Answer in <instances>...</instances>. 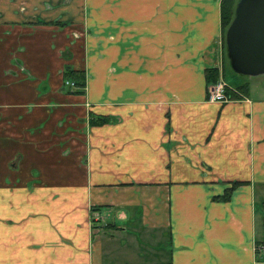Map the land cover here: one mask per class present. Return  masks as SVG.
I'll use <instances>...</instances> for the list:
<instances>
[{
  "label": "crops",
  "instance_id": "obj_1",
  "mask_svg": "<svg viewBox=\"0 0 264 264\" xmlns=\"http://www.w3.org/2000/svg\"><path fill=\"white\" fill-rule=\"evenodd\" d=\"M222 1L0 0V264H264V91L208 100Z\"/></svg>",
  "mask_w": 264,
  "mask_h": 264
},
{
  "label": "water",
  "instance_id": "obj_2",
  "mask_svg": "<svg viewBox=\"0 0 264 264\" xmlns=\"http://www.w3.org/2000/svg\"><path fill=\"white\" fill-rule=\"evenodd\" d=\"M232 69L242 76H264V0H239L225 37Z\"/></svg>",
  "mask_w": 264,
  "mask_h": 264
},
{
  "label": "rangeland",
  "instance_id": "obj_3",
  "mask_svg": "<svg viewBox=\"0 0 264 264\" xmlns=\"http://www.w3.org/2000/svg\"><path fill=\"white\" fill-rule=\"evenodd\" d=\"M224 45V43H223ZM222 46V42H217L216 45H214V50H215V55H217V59L218 61H220V67H219V74H220V78L219 80L222 78L225 81H227L226 83L228 84V89H227V95L230 98V100H238V99H246V96L240 89L244 88L246 92H248V90L251 89V91H254L253 93H258L260 94L261 92L264 91V76H257V77H251V76H242L237 74L231 67L230 65V61L226 58V47L224 45V49L223 52H219L220 47ZM226 58V59H225ZM67 68V67H66ZM65 68V70H66ZM226 72V73H224ZM225 75V78L224 76ZM66 77V74H65ZM68 78V77H66ZM71 79V78H68ZM229 82V83H228ZM67 86V85H66ZM76 88V87H74ZM261 96L257 95H253V98H260ZM94 125V124H93ZM23 201L28 202L29 201V197L28 196H24ZM23 204V203H22ZM260 207V206H259ZM262 208L264 209V205H262ZM128 227L130 229L134 228V226L132 225V216L130 217L129 222H126ZM127 225L123 224L121 227L126 228L127 229ZM259 227L262 228L264 227V221L263 218H259ZM113 231V230H112ZM103 233L102 231L99 232V236H102ZM264 238V236H263ZM264 242V239H263ZM123 243H120V245ZM129 256L131 255V252H128Z\"/></svg>",
  "mask_w": 264,
  "mask_h": 264
},
{
  "label": "trees",
  "instance_id": "obj_4",
  "mask_svg": "<svg viewBox=\"0 0 264 264\" xmlns=\"http://www.w3.org/2000/svg\"><path fill=\"white\" fill-rule=\"evenodd\" d=\"M239 0H223L221 3V23H222V36L225 45V37L227 29L229 28L230 24L232 23L236 6ZM226 58L228 59L227 55ZM66 77L71 78L74 80L76 86L85 87V75L82 72L72 71V69L68 66L65 70ZM206 81L208 88L212 85H215L219 82L220 74L219 70L216 68L206 70ZM243 93H247L244 88L240 89ZM240 185L239 182H234L232 188L228 189L224 196L221 198H216V201H223L229 202L232 198V195L236 188Z\"/></svg>",
  "mask_w": 264,
  "mask_h": 264
},
{
  "label": "built area",
  "instance_id": "obj_5",
  "mask_svg": "<svg viewBox=\"0 0 264 264\" xmlns=\"http://www.w3.org/2000/svg\"><path fill=\"white\" fill-rule=\"evenodd\" d=\"M66 85L69 87H76L75 83L73 82H66ZM228 84L221 78L219 82L215 85H212L209 88V95L208 100L210 102H217V103H227L230 101V98L227 95ZM104 218L102 217L101 213L98 212L97 208H91V223L95 225L96 223L102 222ZM257 251L259 253L264 254V246H257Z\"/></svg>",
  "mask_w": 264,
  "mask_h": 264
}]
</instances>
